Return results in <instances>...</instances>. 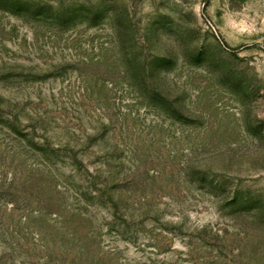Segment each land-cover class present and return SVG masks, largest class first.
Returning a JSON list of instances; mask_svg holds the SVG:
<instances>
[{
	"label": "rangeland",
	"instance_id": "374dc122",
	"mask_svg": "<svg viewBox=\"0 0 264 264\" xmlns=\"http://www.w3.org/2000/svg\"><path fill=\"white\" fill-rule=\"evenodd\" d=\"M0 264H264V0H0Z\"/></svg>",
	"mask_w": 264,
	"mask_h": 264
}]
</instances>
